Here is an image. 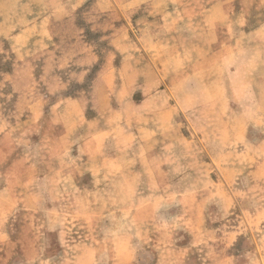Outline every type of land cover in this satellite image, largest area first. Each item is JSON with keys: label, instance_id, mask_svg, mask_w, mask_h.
<instances>
[{"label": "rangeland", "instance_id": "obj_1", "mask_svg": "<svg viewBox=\"0 0 264 264\" xmlns=\"http://www.w3.org/2000/svg\"><path fill=\"white\" fill-rule=\"evenodd\" d=\"M0 264H264V0H0Z\"/></svg>", "mask_w": 264, "mask_h": 264}]
</instances>
